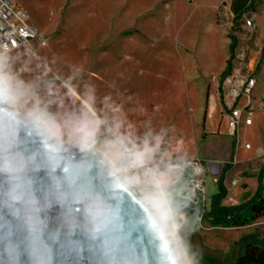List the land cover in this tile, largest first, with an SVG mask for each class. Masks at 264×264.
Here are the masks:
<instances>
[{
	"label": "rangeland",
	"instance_id": "1",
	"mask_svg": "<svg viewBox=\"0 0 264 264\" xmlns=\"http://www.w3.org/2000/svg\"><path fill=\"white\" fill-rule=\"evenodd\" d=\"M12 2L45 45L33 40L27 49L0 57V79L10 105L17 114L38 117L58 142L100 152L115 173L154 199V205L179 181L169 164L216 157L222 166L231 159L225 144L216 145L221 123L212 133L205 130L235 39L232 72L256 81L255 111L253 125L239 130L235 154L240 164L223 182V201L232 197L228 191L239 190L233 183L241 177L257 183L264 166V0H246L236 11L243 15L240 19L231 13L230 0ZM220 110L225 114L221 104ZM214 180L208 177L205 184L206 213L218 189ZM253 185H248L247 199ZM176 213L185 214L186 222L180 225L174 216L173 224L166 213L160 221L181 264H225L235 260L243 236L264 241V216L250 225L224 228Z\"/></svg>",
	"mask_w": 264,
	"mask_h": 264
},
{
	"label": "water",
	"instance_id": "2",
	"mask_svg": "<svg viewBox=\"0 0 264 264\" xmlns=\"http://www.w3.org/2000/svg\"><path fill=\"white\" fill-rule=\"evenodd\" d=\"M211 167L218 177L222 166ZM0 264H181L153 210L108 160L17 114L1 79Z\"/></svg>",
	"mask_w": 264,
	"mask_h": 264
},
{
	"label": "built area",
	"instance_id": "3",
	"mask_svg": "<svg viewBox=\"0 0 264 264\" xmlns=\"http://www.w3.org/2000/svg\"><path fill=\"white\" fill-rule=\"evenodd\" d=\"M192 0H186L191 2ZM28 17L23 11H17L12 0H0V57L18 49H27L31 41L40 40V45H45L36 27L28 22ZM250 25V22H246ZM212 80L216 82V78ZM256 81L252 77L241 76L231 72L221 78L218 97L227 119V135L236 138V146L239 147V130L242 126L252 125L251 116L255 111L252 100V89ZM94 145L98 142L95 140ZM244 148L249 150L250 145ZM212 162L200 158L171 163L167 166L170 171L180 176V181L174 186L162 192V205L166 207L165 213L172 223L174 216L179 219L180 225L186 222L183 213H176L173 204H183L196 210V221L201 224L205 221L207 208V192L205 184L212 169ZM214 182H217V177ZM180 225L175 229H179Z\"/></svg>",
	"mask_w": 264,
	"mask_h": 264
},
{
	"label": "trees",
	"instance_id": "4",
	"mask_svg": "<svg viewBox=\"0 0 264 264\" xmlns=\"http://www.w3.org/2000/svg\"><path fill=\"white\" fill-rule=\"evenodd\" d=\"M235 0H232L234 4ZM250 1V0H249ZM254 1V0H251ZM249 8L251 6L248 3ZM242 14H235V19H240ZM236 49V40H231L229 50L230 59L227 66L221 74L222 78L232 72V61ZM236 142L232 143V155L228 163L222 166L219 180L217 183V192L210 198V208L204 217L209 224L214 227H242L254 223L258 218L264 216V166L257 176L258 185L253 196L246 202L234 206H224L223 199L226 197V189L223 186L226 173L233 167ZM175 211L190 213L196 218V210L186 206L175 207ZM238 252L235 260L225 264H264V241L258 240L255 236H243L238 242Z\"/></svg>",
	"mask_w": 264,
	"mask_h": 264
},
{
	"label": "crops",
	"instance_id": "5",
	"mask_svg": "<svg viewBox=\"0 0 264 264\" xmlns=\"http://www.w3.org/2000/svg\"><path fill=\"white\" fill-rule=\"evenodd\" d=\"M246 0H235L234 1V4H232V0H230V5H229V8H230V11L233 15L236 14V11L243 5L245 4ZM221 118H223L222 122H221ZM208 121H207V124L208 126H210V128H206L205 130V133L206 134H209V133H212L214 131V127L217 128V125L219 123H221L220 125V129H221V136L218 137V141L219 142H216V145H226L229 149H230V156L232 155V139L227 135V119H226V116L225 114H222L221 110H220V101H219V97L218 95H214L212 97V100H211V103H210V106H209V109H208V117H207ZM253 125V123H252ZM251 125V126H252ZM251 126H248V127H251ZM210 137V136H209ZM212 137V136H211ZM240 137V135H239ZM214 139H217V137H213ZM251 147V146H250ZM220 148V147H219ZM214 157V156H213ZM200 159L204 160V161H208V162H212V163H215V164H219L220 162H222L220 159L216 158L215 159H207V158H204V157H199ZM235 161L233 163V165L235 166H238L240 164V162L237 160V153L235 154ZM188 160V159H187ZM237 160V161H236ZM184 161V160H183ZM244 163H247V162H243ZM223 166V165H222ZM235 168V167H234ZM222 169V168H221ZM233 170V167L231 168L230 171H228L226 173V176H225V180H227V174L229 172H231ZM258 176V175H257ZM256 176V177H257ZM179 181H180V176L178 175L177 176ZM254 178V177H253ZM246 178L244 177H241L240 181L236 180L233 185L237 188L239 187L238 189L239 190H232V191H228V194L230 196V194L232 195V197H227L224 201H223V205L224 206H234V205H238L240 203H243V202H246L247 199L246 197L249 196L250 192L249 191V188H251V186H248L250 185L251 182L254 183L253 187H255V189H252L254 190L253 194L255 193L256 191V188H257V185H258V181L257 183H255V179H253L252 181H250V183H247L246 182ZM217 183H218V180L217 182H214V189H216L217 187ZM248 186V187H247ZM247 187V188H246ZM252 187V188H253ZM215 192V190H214ZM213 194V193H212ZM215 194V193H214ZM213 194V195H214ZM212 196V195H211ZM245 197L244 201L243 202H240L241 201V198ZM211 198V197H210ZM207 199H208V194H207ZM232 201V202H231ZM232 203V204H228V203ZM209 208H210V205H209Z\"/></svg>",
	"mask_w": 264,
	"mask_h": 264
},
{
	"label": "bare ground",
	"instance_id": "6",
	"mask_svg": "<svg viewBox=\"0 0 264 264\" xmlns=\"http://www.w3.org/2000/svg\"><path fill=\"white\" fill-rule=\"evenodd\" d=\"M110 167L112 168V166L110 165ZM113 170V168H112ZM114 172V170H113ZM115 173V172H114ZM116 176H118L119 178H121L123 181H125V179L123 177H121L120 175H118L117 173H115ZM126 182V181H125ZM129 186H131L128 182H126ZM132 187V186H131ZM133 188V187H132ZM135 190V189H134ZM135 192L140 196V198L153 210V212L155 213V215L157 216V218L160 219L165 215L164 211H159V213L156 212V209L158 210V204L154 205L153 201L154 199H152L151 197L138 192L137 190H135ZM161 222V221H160Z\"/></svg>",
	"mask_w": 264,
	"mask_h": 264
}]
</instances>
